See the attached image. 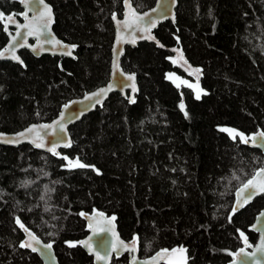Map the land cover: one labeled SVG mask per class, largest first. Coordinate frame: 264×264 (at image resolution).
<instances>
[{"label": "trees", "instance_id": "16d2710c", "mask_svg": "<svg viewBox=\"0 0 264 264\" xmlns=\"http://www.w3.org/2000/svg\"><path fill=\"white\" fill-rule=\"evenodd\" d=\"M56 35L74 46V57L20 51L23 63L0 60V130L15 132L50 121L60 107L109 79L114 39L112 15L123 0H46ZM138 11L155 0H131ZM20 0H0L3 21L20 17ZM156 37L177 43L201 67L207 93L176 87L169 51L154 43L126 47L124 71L137 76L133 104L119 93L69 127L68 168L55 155L0 145V264H41L21 247L17 220L51 241L59 264H92L79 246L86 234L80 211L116 215L118 231L138 236L139 254L187 247L188 264H226L241 246L264 196L231 215L235 190L264 166L260 150L232 140L224 127L246 135L264 132V0H178L176 23H161ZM183 105V108L181 107ZM70 163V162H69ZM111 264H128L127 256Z\"/></svg>", "mask_w": 264, "mask_h": 264}, {"label": "water", "instance_id": "95a60500", "mask_svg": "<svg viewBox=\"0 0 264 264\" xmlns=\"http://www.w3.org/2000/svg\"><path fill=\"white\" fill-rule=\"evenodd\" d=\"M44 3L51 9V23L48 24L47 28L44 27L43 21L35 19V17H38L40 12L44 10L43 5L37 3L36 0H20V6L22 8L20 17L18 18L10 14L4 18L3 27L8 39L5 46L0 50V60L22 64L23 60L20 51L23 49L29 51L34 57H40L42 55L67 58L74 57L73 44L60 39L53 30L55 15L52 5L46 0H44ZM177 5L178 0H155L154 5L149 9L138 11L132 4L131 0H127V5L125 0H123L122 15L118 16L116 13L112 15L114 39L111 47L110 73L108 81L89 92H85L81 97L73 98L64 103L60 107L57 115L50 121L31 123L23 129L15 132L0 130V145L12 147L30 145L34 149L63 159L68 163V168H78L70 166L69 162H75L76 160L70 161L69 157L61 151L72 145L69 127L80 121L85 115L93 112L97 107L102 106L113 93H119L122 97L127 98L130 104L135 102L136 94L139 90L137 76L133 72L123 70L121 66V58L125 54L126 47L134 48L142 42L154 43L156 47L167 49L171 52L167 57V60L172 62L173 65H177L179 69H183L188 73V77H184L176 72H171L170 75L172 78H178V81L174 82V85L176 87L183 86L189 89L196 99H200L207 93V90L201 83L203 75L201 67L192 65L188 62L184 50L179 45L178 38H176L177 43L175 45L166 47L155 35V30L161 23L165 21H170L172 24L176 23ZM153 9H156V11H153ZM145 13L148 15L145 16ZM9 17L12 19L9 20ZM136 17H142L143 19L137 20ZM29 23L43 33L39 36V39L35 34L27 35L28 29L20 27L21 25ZM153 24L155 25L154 27L152 26ZM17 33H21V35L17 36ZM47 40H52L53 43H47ZM55 41H59V43L57 44ZM13 57H17V59H14ZM101 89L105 90L103 94L98 97L93 96L94 93L100 92ZM86 96H91L92 99H85ZM97 99L99 100V103L96 102ZM42 125L49 127H41ZM60 125H63L62 130ZM30 128H34L35 131L31 133L27 132ZM223 131L232 140L238 138L241 141L240 136L235 135V133L242 132L231 127H224ZM260 132L263 131L259 129L249 135L242 133L247 140V143L241 142L250 148L260 150L264 155V140H260L256 135ZM20 133H25V135L20 136ZM37 134L39 138L37 137ZM251 137H256V139H249ZM37 144H42L43 146L37 147ZM50 148H54V152L49 151ZM261 169H264V166L258 168L248 180L253 179ZM247 181L245 183H247ZM245 183L240 185L234 192L231 215L244 209L252 203L256 197L261 195L264 196V193L256 192V194L252 195L251 199L248 200L243 207H238V202H242V198L238 197L237 193ZM248 191L252 190L249 189ZM233 208H236L237 210L233 212ZM262 214H264V205L255 215L252 224L249 226V230L257 234L255 243H252L248 239V235L245 232L239 231L241 246L236 249L233 253L232 259L226 264H233V261H235V264H264V251L260 250L264 247V215ZM79 215L85 222L87 234L80 240L71 241L68 244L71 247H81L87 255L92 258V264H111L113 258H120L124 254L128 255V264H188L189 257L187 247L183 245L161 248L151 255L142 257L139 254L138 236H133L137 238V242L135 245V251H132L133 237L129 240L121 237L116 223V215H108L98 208H93L89 212L80 211ZM112 217H115V219L112 220ZM24 226L28 229V232H25L19 225L23 235L20 245L31 244V247L23 248L35 253L39 257L41 264H59L52 242L44 241L31 228L26 225ZM101 229H103V231ZM29 233L39 240V244L30 238ZM241 233L244 234V238L241 237ZM245 240L247 241V244L245 243ZM47 244H51L50 249L44 248V245ZM33 248H35L36 251H33ZM180 248H183L185 251L183 253L178 252L171 254L164 260L157 259L155 262L152 260V258L163 249H168L170 251L172 249ZM241 249H243V253H241ZM97 257L100 258L98 259Z\"/></svg>", "mask_w": 264, "mask_h": 264}, {"label": "snow or ice", "instance_id": "6c2138e0", "mask_svg": "<svg viewBox=\"0 0 264 264\" xmlns=\"http://www.w3.org/2000/svg\"><path fill=\"white\" fill-rule=\"evenodd\" d=\"M36 2L41 4V5H43V9L44 10L41 11L40 15L38 17H35V19L43 21L44 22V27L47 28L48 24L51 23V9L48 7L47 4L44 3V0H36ZM125 3L127 5V0H125ZM153 11H156V9H153ZM147 15L148 14L145 13V16H147ZM8 19L11 20L12 18L9 17ZM136 19L140 20V19H143V18L142 17H136ZM152 26L154 27L155 25L153 24ZM20 27L28 29L27 35L35 34V35H37L38 39H39V36L43 34L42 32L38 31L35 27H33L31 25V23L25 24V25H21ZM20 35H21V33H17V36H20ZM46 42L47 43H53L52 40H47ZM55 43L58 44L59 41H55ZM13 58L17 59V57H13ZM104 91H105L104 89H101L100 92L94 93L93 96H97L98 97L101 94H103ZM197 98H199V97H197ZM85 99L91 100L92 97L91 96H86ZM96 102L99 103V100L97 99ZM181 107L183 108V105H181ZM57 123H59V122H57ZM41 127H49V126L42 125ZM60 128L62 130L63 129V125H60ZM34 131H35L34 128H30V129L27 130V132H29V133L34 132ZM229 131H232V130H229ZM19 135L20 136H24L25 133H20ZM235 135H239L240 138H241V141L244 142V143H247V140L244 138V135L242 133H235ZM256 135H257V137H259L260 140H264V132L257 133ZM37 137L39 138L38 134H37ZM249 139L255 140L256 137H251ZM36 146L37 147H42L43 145L42 144H37ZM49 151H53L54 152V148H50ZM65 159H67V158H65ZM70 166H72V167H80V168L87 167V165H85L83 163H80L79 161L70 162ZM249 189H251L252 191H248ZM256 192L264 193V169H261L260 172H258L253 179L248 180L247 183H245L243 185V187L239 190L237 195H238V197L242 198V202H238V207H243V205L245 203H247L248 200L251 199L252 195L256 194ZM236 210H237L236 208H233V212H235ZM100 215H103V214H100ZM262 215H264V214H262ZM111 219L114 220L115 217H112ZM17 224H19L20 227L23 228L25 232H28V229L19 220H17ZM101 230L103 231V229H101ZM29 236H30V238L32 240L36 241V243L39 244V240H37L34 235L29 233ZM241 237L244 238V234L243 233H241ZM136 242H137V238L133 237L132 247H131L132 251H135ZM245 243L247 244L246 240H245ZM21 247H31V244H22ZM44 248L50 249L51 248V244L44 245ZM32 250L36 251L35 248H33ZM260 250L264 251V247H262ZM184 251L185 250L183 248L172 249L170 251L168 249H163V250H161V252H158L156 254V256L152 258V260H153V262H155L157 259L164 260L167 256H170L171 254L178 253V252L179 253H183ZM241 253H243V249H241ZM97 258L99 259L100 257H97ZM233 264H235V261H233Z\"/></svg>", "mask_w": 264, "mask_h": 264}, {"label": "flooded vegetation", "instance_id": "af4514ba", "mask_svg": "<svg viewBox=\"0 0 264 264\" xmlns=\"http://www.w3.org/2000/svg\"><path fill=\"white\" fill-rule=\"evenodd\" d=\"M168 54L170 55L171 52H169ZM169 55H168V56H169ZM170 63H171V66H172L173 68L176 69V70H174L173 72H176V73L179 74L180 76L188 77V73H187L186 71H184L183 69H179L178 66H177V65H173L172 62H170ZM170 73H171V72H170ZM170 73H169V74H170ZM170 77H171V75H170ZM171 79L173 80V82L178 81V78H172V77H171ZM180 87H181V86H180ZM124 255L127 256V260H128V255H127V254H124ZM124 255H123V256H124ZM188 263H189V260H188Z\"/></svg>", "mask_w": 264, "mask_h": 264}]
</instances>
